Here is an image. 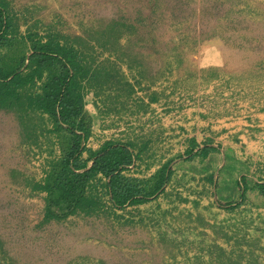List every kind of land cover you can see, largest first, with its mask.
Instances as JSON below:
<instances>
[{"label": "rangeland", "instance_id": "rangeland-1", "mask_svg": "<svg viewBox=\"0 0 264 264\" xmlns=\"http://www.w3.org/2000/svg\"><path fill=\"white\" fill-rule=\"evenodd\" d=\"M0 8L9 72L28 75L43 45L74 53L75 99L90 129L83 160L108 142L126 145L135 158L124 174L147 191L164 166L173 169L149 201L123 208L99 173L81 207L49 217L48 179L71 136L38 100L58 70L22 88L0 82V264H264V198L220 197L218 160L228 150L212 130L264 106V0H0Z\"/></svg>", "mask_w": 264, "mask_h": 264}, {"label": "trees", "instance_id": "trees-1", "mask_svg": "<svg viewBox=\"0 0 264 264\" xmlns=\"http://www.w3.org/2000/svg\"><path fill=\"white\" fill-rule=\"evenodd\" d=\"M8 28L6 13L0 8V42L7 40ZM29 64L32 70L26 76L9 72L0 65V82L22 88L33 83L42 70L52 72L57 69L58 72L51 73L45 81L38 105L53 118L57 129L66 130L71 136L69 149L54 165L48 179L49 217L63 218L81 207L90 181L99 173L108 178V191L115 204L122 208L146 203L164 188L173 172L169 165L156 174V183L150 191L140 185L141 179L124 174L135 158L126 145L108 142L93 153L91 158L82 159L90 129L82 116L83 107L75 99L74 72L79 64L71 50L43 45L29 57Z\"/></svg>", "mask_w": 264, "mask_h": 264}, {"label": "crops", "instance_id": "crops-1", "mask_svg": "<svg viewBox=\"0 0 264 264\" xmlns=\"http://www.w3.org/2000/svg\"><path fill=\"white\" fill-rule=\"evenodd\" d=\"M218 122L216 127L212 126V130L220 133L215 139L217 143L226 145L228 150L226 155L223 154L222 159L218 160L219 166L222 167L218 189L220 197L238 200L245 196L255 201L262 200L264 198L262 192L264 163L261 161L264 159V106L241 112L231 124L225 119ZM209 123L206 125L209 126ZM215 146L213 144V147Z\"/></svg>", "mask_w": 264, "mask_h": 264}]
</instances>
